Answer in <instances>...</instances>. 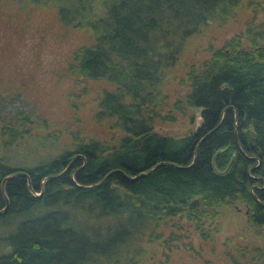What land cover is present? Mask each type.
Instances as JSON below:
<instances>
[{
  "label": "trees",
  "instance_id": "trees-1",
  "mask_svg": "<svg viewBox=\"0 0 264 264\" xmlns=\"http://www.w3.org/2000/svg\"><path fill=\"white\" fill-rule=\"evenodd\" d=\"M13 1L51 5L63 25L88 34L67 71L113 85L94 119L115 136L71 134L65 147L32 132L42 120L0 100V184L27 173L4 182L0 264H141L143 240L168 245L189 228L208 240L219 209L235 203L264 230V21L249 20L188 67L185 94L164 119L187 115L195 126L172 135L153 123L163 117L165 68L186 37L224 22L239 0ZM252 250L264 264V251Z\"/></svg>",
  "mask_w": 264,
  "mask_h": 264
},
{
  "label": "rangeland",
  "instance_id": "rangeland-1",
  "mask_svg": "<svg viewBox=\"0 0 264 264\" xmlns=\"http://www.w3.org/2000/svg\"><path fill=\"white\" fill-rule=\"evenodd\" d=\"M253 18L255 23L264 21V0H239L224 22L208 20L183 40L159 85L163 117L154 120L155 130L180 135L195 126L187 115L174 113L173 120L164 119L171 104L185 94L181 82L185 72L207 58L211 49L243 32ZM87 41L84 29L63 25L51 5L20 6L13 0H0V100L8 104L7 111L21 107L33 120H42L39 128L32 125V132L56 134L65 147L71 134L100 140L115 136L106 121L94 119L99 99L113 85L105 80L76 81L67 71L74 50ZM216 222L219 229L208 240L191 228L188 237L168 245L143 240L139 263L263 264L253 257L252 248L264 251V230L249 225L244 205L220 208ZM7 229L0 226V236ZM7 249L0 239V253Z\"/></svg>",
  "mask_w": 264,
  "mask_h": 264
},
{
  "label": "water",
  "instance_id": "water-1",
  "mask_svg": "<svg viewBox=\"0 0 264 264\" xmlns=\"http://www.w3.org/2000/svg\"><path fill=\"white\" fill-rule=\"evenodd\" d=\"M18 175H24V176H26L27 173H26L25 171H22V170H21V171L17 172L16 174L12 175V176H6V177L3 178L2 181H1L0 189H1V192H2V194H3L4 199L6 200V205H5V207H4L3 209L0 210V214H1L2 212L6 211V209H7V207H8L7 197L5 196V192H4V182H5L6 179H8V178H10V177L18 176Z\"/></svg>",
  "mask_w": 264,
  "mask_h": 264
}]
</instances>
